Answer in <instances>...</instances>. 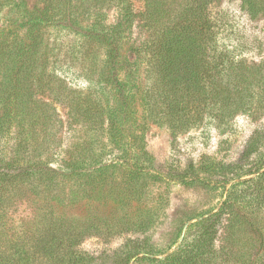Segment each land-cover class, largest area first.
Here are the masks:
<instances>
[{
  "label": "trees",
  "instance_id": "obj_1",
  "mask_svg": "<svg viewBox=\"0 0 264 264\" xmlns=\"http://www.w3.org/2000/svg\"><path fill=\"white\" fill-rule=\"evenodd\" d=\"M134 1L0 0V227L7 210L24 199L39 207L85 208L89 201L105 207L106 174L122 170L124 161L106 164L104 155L109 147L122 148L128 124L165 127L176 138L206 122L223 131L243 115L259 122L232 168L249 176L246 186L232 187L217 212L200 217L190 243L166 262L264 264L263 66L242 57L240 42L226 45L234 30L215 10L220 0H142L140 41L133 37ZM238 2L250 19L264 15V0ZM9 17L15 24L5 26ZM67 74L84 79L87 88L70 87ZM57 106L66 109L69 123L85 128L83 143L66 158ZM141 136L132 139L141 144ZM133 159L126 168L141 173L145 149L138 147ZM201 169L189 163L180 182L192 183L189 174L201 181ZM54 218L60 229L70 219L65 213ZM79 238L43 236L36 252L51 264H83L75 249ZM53 249L73 259L53 257ZM27 258L24 250L0 253V264H26Z\"/></svg>",
  "mask_w": 264,
  "mask_h": 264
},
{
  "label": "rangeland",
  "instance_id": "obj_2",
  "mask_svg": "<svg viewBox=\"0 0 264 264\" xmlns=\"http://www.w3.org/2000/svg\"><path fill=\"white\" fill-rule=\"evenodd\" d=\"M133 10L138 19L133 37L140 41L145 37L139 22L142 0L134 1ZM215 10L226 14L234 30L226 45L234 48L240 42L238 49L242 57L264 69V15L250 19L241 11L238 0H220ZM10 17L4 19L5 26L15 24L8 22ZM51 35L53 38V32ZM62 39L67 41L64 37ZM65 79L72 88H87L80 77L67 74ZM57 110L64 121L61 157L66 158L83 143L85 128L81 124L69 123L62 106H57ZM258 125L259 122L240 115L223 131L206 122L172 138L165 127L149 124L140 130L135 129L134 124H128L123 130L122 148H119L124 153L119 149L111 151L109 147L104 155V163L110 164L118 157L124 161L125 167L106 174L110 182L103 190L105 207H99L93 201H89L85 208H78V205L70 208L39 207L24 199L7 210L6 225L4 229L0 227V253L10 257L15 253L22 254L24 250L28 256L26 264H51L36 250L44 244L43 236L46 239L63 233L80 237L75 249L84 259L83 264H167L168 256L190 243L197 220L208 212H217L232 187L239 191L245 185L249 176L232 168L238 163L248 136ZM138 132L143 135L141 144L132 139V135ZM12 145V140L6 138L4 149L9 156ZM138 147H143L148 155L145 166L138 164L141 173L126 168L128 163L132 164ZM189 163L202 166V172H199L201 181L188 173L186 179H193V182H180L184 175L182 169ZM205 167L211 171L210 175L204 172ZM216 179L226 184L216 183ZM61 213L70 218L64 229L59 228L54 218ZM130 213L132 217L129 219L127 214ZM48 218L50 223L46 221ZM219 243H222L220 239L214 245ZM63 254L65 261L71 257L53 249V257ZM71 263L67 260L65 264ZM212 263L209 260V264ZM53 264L60 263L53 261Z\"/></svg>",
  "mask_w": 264,
  "mask_h": 264
}]
</instances>
